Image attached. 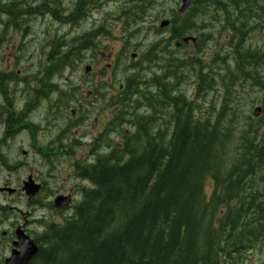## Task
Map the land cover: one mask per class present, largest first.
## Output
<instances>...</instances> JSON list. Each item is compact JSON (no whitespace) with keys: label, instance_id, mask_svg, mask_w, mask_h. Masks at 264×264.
<instances>
[{"label":"trees","instance_id":"obj_1","mask_svg":"<svg viewBox=\"0 0 264 264\" xmlns=\"http://www.w3.org/2000/svg\"><path fill=\"white\" fill-rule=\"evenodd\" d=\"M229 1L235 10L224 23L234 31L235 65L244 70L256 59L250 53L264 49L243 40L248 19L264 13V0ZM184 23L179 32L189 30L191 21ZM145 100L157 103L153 96ZM178 103L169 102L176 132L168 142L149 138L154 113L137 115L136 138L86 170L92 182L86 198L63 224L47 226L31 264H251L254 252L252 264H264V131L234 129L235 135L219 119L191 126Z\"/></svg>","mask_w":264,"mask_h":264},{"label":"rangeland","instance_id":"obj_2","mask_svg":"<svg viewBox=\"0 0 264 264\" xmlns=\"http://www.w3.org/2000/svg\"><path fill=\"white\" fill-rule=\"evenodd\" d=\"M62 1L63 3L60 5L62 8L60 9V13H62L61 17L64 18L63 15L64 16L68 15L70 17V20L76 22L74 27L68 30L67 26H60L56 22H53L49 17H46L44 19L43 17L33 18L32 16L27 15L26 19L29 20L28 26L26 25L23 26L24 34L22 36H19L17 40L18 42L24 43V49L27 52V54L30 55L32 59L34 57L36 59L42 43L46 41H50L54 35L60 36L65 33H67L69 37L72 35L74 36H78V35L80 36L81 34L85 35L86 32L93 30L97 26L103 25L105 36L100 35V36H95L93 38V42L96 44V48H93V46H91V48H86V50L83 51V58L81 61L77 62V66L74 69L66 68L65 70H63L60 74L61 77L59 78V80H61V83L64 82L77 83L81 81H84L85 83H89L91 81L90 79H92L93 81L94 79L97 78V76H99L102 86L108 88V84L107 86H104V82H103L104 80H108L110 81L111 84H113L114 82L112 79L113 75H115L114 77L116 80H119L122 77V75L124 76L132 72L133 70L130 68L129 70L128 69L124 70L122 68L123 65H122V59H120V53L123 42L120 39L121 37L120 35H121V25H123V23H121V20L118 18V13L122 12L129 3L137 4V1L126 0L127 3H125L124 0H121L120 9L117 10L115 9V7L118 4L117 3L118 0H99V6L97 8H93L92 10L91 9L88 10L89 13L91 12V14L88 16V18L86 17L80 20L79 22H78L79 19L77 17V10L80 6H82L84 0H80L78 3H77L78 0H62ZM174 2L175 0H154L153 2L151 1V4H149L147 8L144 7L142 9V12L144 13L143 18L145 19L144 20L145 22L143 23V30H147V32L143 34L144 31H140L142 33L139 37L141 38L140 43L138 44L140 51H142L150 43V41L159 37L160 34L161 35L167 34V32L165 31H155V28L153 30L152 25L154 24L155 27H158V23L160 19L156 21L157 17L168 16L169 7L171 6L175 7V5H173ZM13 5H15V8H12L11 12L16 17L18 15L17 13L19 12L20 5L16 1H13ZM53 5H55L54 9L55 8L57 9L58 0H54ZM42 11L43 9L40 10V12ZM122 16L125 19L128 18V15L126 13H123ZM2 17L5 16L3 15ZM199 18H201V16H199ZM140 24L141 23H138V25ZM106 25L109 26L111 32L106 27ZM250 37L251 39L247 43L256 46L264 45V34L262 30L251 33ZM63 39L68 40V38H63ZM126 43H128V41ZM129 44L131 45V40H129ZM85 45L89 46V44H85ZM3 49H5L4 46L2 48L0 47V50ZM215 49H216V45L214 40L209 39L206 41L202 49V52L199 55L208 56ZM188 50L192 51L193 49L189 47ZM224 50H228V49L224 47ZM95 51L105 52V57L107 56L106 59H104L105 63L113 61V68L111 67L108 69L105 68L110 72L107 73L103 72L102 76L100 75V72H97L96 70H98V67L100 69L104 68L105 64L103 66L104 61L101 58L97 60V63L95 62V57L93 56V53ZM117 60H119L120 63ZM127 62H129V57L125 61V63ZM87 63H89L92 66L93 70L96 71L95 72L97 74L96 76L95 74H93L91 77H90L91 74L86 77L83 76V67ZM115 67L117 68L114 73ZM219 67L220 66H218V68ZM153 69L157 70V67L153 66L149 70H153ZM184 70L191 71L188 68H185ZM195 84H196L195 77L192 76L191 74L188 76V78H186V76L185 77L182 76L179 82L180 88L184 90L186 96L192 100H195V96H194ZM230 90L227 89V87H225L224 89L222 84L216 85V87L213 90H209L207 92L206 96L204 95L206 102H204V98L200 95L199 98L196 100V102L199 104H202V102H204L205 105L203 111L206 110L209 102L214 103L215 108H217L221 101L222 95L225 91L224 97H228V99L232 97L233 99L231 102L235 103L234 105H232V107L235 110V117H232V119H235V125L245 126L249 123L248 116L252 117L251 116L252 109L257 105H263L262 101L264 100V86L262 84L254 83L248 80L244 82H237L236 87H234V90L232 91ZM109 97L110 99L114 98L115 101L111 102V100H109V102L106 103L107 106H105L104 108L105 110H101V114H109V111L112 108L111 106H116L118 104L117 96L115 92L107 96V98ZM1 118L3 119V117ZM258 126L264 127V118L261 121H258L254 124L255 128ZM100 128L101 127L99 126L97 129L99 130ZM17 157L22 159L25 158V161L27 162V164H25V166L19 171L20 175L21 174L26 175V173L30 171L31 168L33 170H36L37 168L36 166L39 164L36 156L33 154H30L27 157L23 155H17ZM61 172H62L60 173L61 176L62 175L64 176L66 174L62 170ZM17 173L18 170H16L15 172L7 173L5 172L4 169H1L0 182L4 181L5 180L4 177H8V176L12 177L9 178L11 182L15 181L16 179L13 177H15ZM209 189L210 187L208 186L207 190L209 191ZM2 200L8 202L12 206L18 205L23 210L26 209V207H24V203L22 200L18 201L14 198H7V197L3 198ZM6 213H9L8 215H5L8 217L6 221L10 219L12 222L17 219L15 218L16 214L13 213V210L10 211L7 210ZM54 219L57 222L60 221L59 218H54ZM6 221L4 219V221L0 224V239L4 240L3 245H6L8 242L7 238L6 239L1 238L3 236V235L1 236V231L2 230L7 231L9 228V225L6 223ZM30 230L41 231L42 227L35 228V226H31ZM252 259L253 260L257 259L256 252L253 253Z\"/></svg>","mask_w":264,"mask_h":264},{"label":"flooded vegetation","instance_id":"obj_3","mask_svg":"<svg viewBox=\"0 0 264 264\" xmlns=\"http://www.w3.org/2000/svg\"><path fill=\"white\" fill-rule=\"evenodd\" d=\"M136 1V0H135ZM99 6V1L98 0H87L85 4L81 7L78 8L77 10V15L80 13L81 18H88V16L91 14L89 13L88 10H92L93 8H97ZM47 8L48 10H54V5L50 0L48 2H44L38 6V10L36 11L37 13H42L40 12L41 9ZM65 19H70L68 15H65ZM85 48H90L89 46L86 45L84 46ZM5 84L0 83V123L4 127L3 130V135L8 137L10 135H17L19 130H20V113H19V100H18V93L17 92H9L4 90L5 89ZM79 108H82V105H79ZM41 110H47V114L45 115V119L43 120L45 122L44 130L47 131V135L49 136V140L46 139L47 143H51L54 141L50 137V129H48L49 126L51 127H56L57 125L60 127V134L56 136L57 142H60L61 139L67 138V133L66 131L68 129H75V134L78 133V128L83 124L85 118L81 115V113L76 112L73 115H69L72 119L69 120L65 118V113H66V108L64 107L63 101L61 102H54L50 101L48 107L43 106V108H40ZM72 112V111H71ZM3 117V119L1 118ZM48 117L52 118L53 122H57L55 125L53 123H48L50 122L48 120ZM86 136L84 134H81L79 137ZM100 138L101 135L98 136V134H94L91 136V139L88 144L84 145L83 147L80 148V151L83 153L85 152H91L93 153L96 151L100 144ZM41 147H38L36 149L38 153L43 154L44 156L41 157L40 159L42 162H51L52 167L59 166L58 162L55 159L51 158V153H55V147L51 148V144L49 146L45 145L44 143V137L41 139ZM1 143V140H0ZM23 144L24 141L18 136H15L11 142H6L3 146L0 145V149L3 148L5 151L1 150V153H9L12 151L13 144ZM71 143L73 148H76L77 145H79V142H76L75 140H72L71 138ZM61 149L67 150L64 147L60 146ZM49 150V151H48ZM61 151V150H59ZM57 153H63L61 152ZM49 156V158H48ZM48 158V159H47ZM47 159V160H46ZM95 161H97V158H94ZM42 162L40 161L41 165ZM53 172L43 178V174L39 173L38 176L33 177L36 182H38L39 186V191L36 196H27L21 189L18 187L13 191L12 197L15 198L16 200H22L23 203L26 204L27 210L25 211V220L21 215L19 214L17 218L20 216L22 218V222L20 223L19 220L15 222H11L10 224V229L6 232H3L2 234L7 236L9 239V242L6 245L0 244V247L2 248L3 246V260L5 258V254L11 252L13 249V241H14V231L17 227L21 226L23 227V230L30 235L33 231H31V226H33V223L36 219H47L49 217L56 218V217H64L68 211L65 209V207L61 208H56L54 206V200L58 196L62 197H69L70 203L71 201H76L80 200L82 197V189L79 188V185L81 184L82 180L77 179L75 176L71 174L66 173L64 176L60 175L61 170L58 169H53ZM23 182V179H21L17 185H20ZM7 182H5L6 184ZM6 195V192H3V196ZM71 204H69L67 207H69ZM71 210V209H70ZM41 212L40 215L35 214V212ZM35 214V218L32 217V214ZM59 215V216H57ZM3 264V263H1Z\"/></svg>","mask_w":264,"mask_h":264},{"label":"water","instance_id":"obj_4","mask_svg":"<svg viewBox=\"0 0 264 264\" xmlns=\"http://www.w3.org/2000/svg\"><path fill=\"white\" fill-rule=\"evenodd\" d=\"M191 0H183V6L181 11H185L189 6ZM260 112V109L257 108L254 111V114L257 115ZM28 192L32 194L35 193L34 186L31 184L28 185ZM57 206H61L65 203L64 200H56ZM15 246L18 250H13L12 254L9 258L6 259L5 264H28L29 259L35 254L36 246L29 239L28 236L24 235L22 231L17 232V242H15Z\"/></svg>","mask_w":264,"mask_h":264},{"label":"bare ground","instance_id":"obj_5","mask_svg":"<svg viewBox=\"0 0 264 264\" xmlns=\"http://www.w3.org/2000/svg\"><path fill=\"white\" fill-rule=\"evenodd\" d=\"M64 18H65V16H64ZM116 160V159H115ZM97 161H100L99 159L97 160ZM96 161V162H97ZM160 163V162H159ZM125 165V164H124ZM117 169V168H116ZM120 174V173H119ZM97 175V174H96ZM109 177V176H108ZM112 177V176H111ZM110 180V179H109ZM107 182V181H106ZM92 183V182H91ZM110 186V185H109ZM175 187V186H174ZM108 188V187H107ZM108 191V190H107ZM117 191V190H116ZM115 191V192H116ZM174 193V192H173ZM185 196V195H184ZM119 197V196H118ZM179 197V196H178ZM82 198V197H81ZM180 199V198H179ZM190 200V199H189ZM182 201V200H181ZM191 201V200H190ZM187 204V203H186ZM110 205V204H109ZM174 205V204H173ZM155 206V205H154ZM177 208V207H176ZM110 209V208H109ZM103 210H104V208H103ZM106 211V210H105ZM180 212V211H179ZM188 212V211H187ZM190 212V211H189ZM100 214V213H99ZM105 215V214H104ZM185 215V214H184ZM191 215V214H190ZM182 217V216H181ZM190 216H188V218H189ZM166 218V217H165ZM183 219V218H182ZM105 220V219H104ZM128 220V219H127ZM157 220V219H156ZM142 221V220H141ZM131 223V222H130ZM148 226V225H147ZM99 228V227H98ZM83 231V230H82ZM139 231V230H138ZM209 231V230H208ZM133 232V231H132ZM162 234V233H161ZM61 235V234H60ZM211 236V235H210ZM61 240H63V239H61ZM137 240V239H136ZM76 241V240H75ZM79 241V240H78ZM134 241V240H133ZM178 241V240H177ZM110 242V241H109ZM208 242V241H207ZM166 243V242H165ZM117 244V243H116ZM183 244V243H182ZM207 244V243H206ZM210 244V243H209ZM194 245V244H193ZM63 246V245H62ZM66 247V246H65ZM126 248V247H125ZM160 248H161V246H160ZM191 248V247H190ZM223 249V248H222ZM86 251V250H85ZM127 251V250H126ZM145 251V250H144ZM81 252V251H80ZM127 253V252H126ZM82 254V253H81ZM133 254V253H132ZM142 254V253H141ZM191 254H192V252H191ZM190 254V255H191ZM70 255V254H69ZM90 257V256H89ZM195 257V256H194ZM197 257V256H196ZM138 258V257H137ZM140 258V257H139ZM154 258V257H153ZM198 258V257H197ZM205 258V257H204ZM75 259V258H74ZM83 259V258H82ZM133 259V258H132ZM136 259V258H135ZM205 260V259H204ZM91 261V260H90ZM196 261V260H195ZM209 261V260H208Z\"/></svg>","mask_w":264,"mask_h":264}]
</instances>
